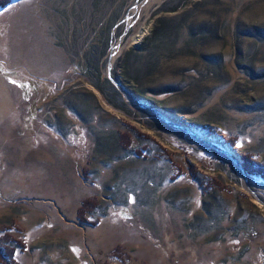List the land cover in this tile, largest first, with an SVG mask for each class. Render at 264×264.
I'll list each match as a JSON object with an SVG mask.
<instances>
[{
    "label": "rangeland",
    "instance_id": "1",
    "mask_svg": "<svg viewBox=\"0 0 264 264\" xmlns=\"http://www.w3.org/2000/svg\"><path fill=\"white\" fill-rule=\"evenodd\" d=\"M113 48V80L264 167V0L11 1L2 264H264V180L113 86Z\"/></svg>",
    "mask_w": 264,
    "mask_h": 264
},
{
    "label": "bare ground",
    "instance_id": "2",
    "mask_svg": "<svg viewBox=\"0 0 264 264\" xmlns=\"http://www.w3.org/2000/svg\"><path fill=\"white\" fill-rule=\"evenodd\" d=\"M141 35H143L142 33H140L139 35H135V37L132 39V41H131V43L133 44V43H136V42H138L141 38H142V36ZM116 50H117V48L115 49V48H113V51H112V53L110 54L111 56V58L109 59L110 61H109V67H108V69L110 70V68H111V65H113L114 64V62H115V59H116V57H117V52H116ZM138 99H139V97H138ZM139 101H140V99H139ZM140 102H143L144 103V107L145 108H147V110H148V112H150L149 110H151L150 109V107H151V104H149L148 102H146L145 100H143V101H140ZM148 106V107H147ZM163 122H164V124H166L168 127H171V128H173V129H179V127L178 126H180V124H182L183 126H185V127H188L187 125H186V122L184 121V119L182 118V117H180V115L178 116V115H176V114H170V113H166L165 112V117H164V113H162V117L160 118ZM161 121V122H162ZM162 122V123H163ZM188 128H190V127H188ZM191 130H193V134H191L190 133V135H188L189 133L188 132H186V133H188V134H186L187 135V138H188V140H189V142L190 143H192V144H194V145H196L197 146V144L198 145H209V143L208 142H213V143H215V144H225L224 142H222L221 141V139L220 138H216L215 136H212V135H207V134H202V133H200V132H198L195 128H190ZM208 141V142H207ZM206 142H207V144H206ZM224 148V147H223ZM225 148L228 150V151H230L231 149H230V146H227L226 144H225Z\"/></svg>",
    "mask_w": 264,
    "mask_h": 264
},
{
    "label": "water",
    "instance_id": "3",
    "mask_svg": "<svg viewBox=\"0 0 264 264\" xmlns=\"http://www.w3.org/2000/svg\"><path fill=\"white\" fill-rule=\"evenodd\" d=\"M109 72H110V70L108 69L107 72H106V77H107V79L113 84V86H115L118 90H120V91H122L123 93H125L126 95H128L129 98H130L131 100H134V101L136 102V105H137L139 108H141V109H143V110H146L147 108H145V107L141 104V102L139 101V99H138L139 96H137L136 94H134L133 92H131L130 89H128L126 86H124V84L121 83L120 81H115V80H113V79L111 78V73H109ZM150 109H151V112L154 113V114H156V115L158 116L159 119L162 117V113H161V112H163V110H161L160 108L155 107V106H153V105H151ZM178 127H179L180 130H182V131H186V132H188L189 134H190V133L193 134V131H192L190 128H188V127H185V126H182V125H180V126H178ZM207 142H208V141H207ZM207 142H206V144H207ZM208 143H209V145H207V146H209V147H211V148H214V149L217 150L220 154H223V155H225V156L229 155V156L235 161V163L238 165L237 167H239V169H240V172H241V174H242V176H243V178H244L243 180H244V181L247 180V175H246V173H245V171H244V168H242V167H243V166H242V162L240 161V159H239L236 155L232 154V153L229 152L228 150H225L223 147H219L217 144H215V143H213V142H208ZM246 182H247V181H246Z\"/></svg>",
    "mask_w": 264,
    "mask_h": 264
},
{
    "label": "trees",
    "instance_id": "4",
    "mask_svg": "<svg viewBox=\"0 0 264 264\" xmlns=\"http://www.w3.org/2000/svg\"><path fill=\"white\" fill-rule=\"evenodd\" d=\"M11 1H15V0H0V9H3L4 7L7 6V4H9ZM249 163H247L246 161L243 164L244 171L247 174V176H257L260 179L264 180V167L262 166H255V167H251L250 168ZM253 168V169H252ZM13 255V249L10 250L9 252V256L12 257ZM4 261H2V257L0 258V263L2 264Z\"/></svg>",
    "mask_w": 264,
    "mask_h": 264
}]
</instances>
